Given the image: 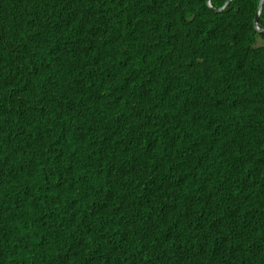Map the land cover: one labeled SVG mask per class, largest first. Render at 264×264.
<instances>
[{"label":"trees","instance_id":"16d2710c","mask_svg":"<svg viewBox=\"0 0 264 264\" xmlns=\"http://www.w3.org/2000/svg\"><path fill=\"white\" fill-rule=\"evenodd\" d=\"M258 3L0 0V264H264Z\"/></svg>","mask_w":264,"mask_h":264},{"label":"water","instance_id":"95a60500","mask_svg":"<svg viewBox=\"0 0 264 264\" xmlns=\"http://www.w3.org/2000/svg\"><path fill=\"white\" fill-rule=\"evenodd\" d=\"M231 0H226V2L220 6V7H215L212 5V2L211 0H207V4L210 6V8H212L214 11H222L226 6L227 4L230 2ZM263 3H264V0H259V3H258V10H257V13H256V16L254 18V25L257 29V31H259L260 34H262L264 36V28L259 24V17H260V14H261V11H262V8H263Z\"/></svg>","mask_w":264,"mask_h":264},{"label":"clouds","instance_id":"9594fccd","mask_svg":"<svg viewBox=\"0 0 264 264\" xmlns=\"http://www.w3.org/2000/svg\"><path fill=\"white\" fill-rule=\"evenodd\" d=\"M264 4V3H263ZM213 5V4H212ZM209 6V5H208ZM214 6V5H213ZM210 7V6H209ZM263 9V8H262ZM262 12V11H261ZM261 15V14H260ZM260 18V17H259ZM259 22V21H258ZM260 24V23H259ZM261 25V24H260ZM263 27V26H262ZM256 28V27H255ZM264 28V27H263ZM257 30V29H256ZM259 32V31H258ZM262 35V34H261ZM208 118L203 117L202 120H207Z\"/></svg>","mask_w":264,"mask_h":264}]
</instances>
